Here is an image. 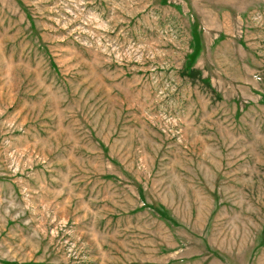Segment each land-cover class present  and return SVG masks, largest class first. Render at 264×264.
Here are the masks:
<instances>
[{"label":"rangeland","instance_id":"obj_1","mask_svg":"<svg viewBox=\"0 0 264 264\" xmlns=\"http://www.w3.org/2000/svg\"><path fill=\"white\" fill-rule=\"evenodd\" d=\"M0 264H264V0H0Z\"/></svg>","mask_w":264,"mask_h":264}]
</instances>
